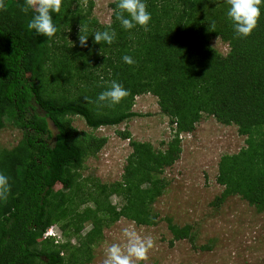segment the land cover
<instances>
[{"label":"trees","instance_id":"obj_1","mask_svg":"<svg viewBox=\"0 0 264 264\" xmlns=\"http://www.w3.org/2000/svg\"><path fill=\"white\" fill-rule=\"evenodd\" d=\"M23 2L4 0L0 9V129L9 120L23 133L13 148H0V170L11 184L0 202V264H90L105 229L122 218L156 225L152 206L167 189L164 171L181 158L182 135L209 116L246 138V146L220 158L217 181L225 189L215 203L239 195L264 212V7L252 34L238 38L223 0H147L149 31H123L112 15L116 41L100 45L89 36L81 47L80 28L91 35L107 25L94 16V0H63L51 42L26 30ZM216 39L228 45L226 54L213 46ZM124 55L136 63L124 64ZM111 80L129 95L115 108H98L96 97ZM146 94L169 118L171 140L156 149L119 132L132 147L122 180L90 185L78 172L103 142L88 143L71 118L92 129L117 126L138 116L135 100ZM114 194L124 199L121 207L111 203ZM87 222L92 227L81 234ZM54 225L66 241L45 236ZM170 228L174 240L192 239L189 225ZM72 234L77 244L68 243Z\"/></svg>","mask_w":264,"mask_h":264},{"label":"rangeland","instance_id":"obj_2","mask_svg":"<svg viewBox=\"0 0 264 264\" xmlns=\"http://www.w3.org/2000/svg\"><path fill=\"white\" fill-rule=\"evenodd\" d=\"M94 1V16L103 24L110 23L113 0ZM213 46L224 54L229 50L220 39L214 40ZM133 110L138 116L117 126L98 129L90 128L80 116L71 118L72 126L83 133L82 138H87L88 143L93 137L97 138L92 141L95 147L103 142L101 150L85 158L78 172L90 185H111L122 180L132 147L130 140L119 132L126 131L131 139L150 142L156 149L165 148L164 144L171 140L174 131L169 118L161 113L157 97L138 96ZM22 136V131L6 120V126L0 129V148H13ZM182 144L181 158L164 171L167 189L152 206L158 214V223L141 226L122 218L107 227L104 239L94 247L95 257L90 264H102L104 251L112 243H124L122 230L129 225L155 241L143 261L145 264H264V212L239 195L215 203L225 189L217 181L220 158L246 146V138L239 134L236 125L226 126L209 116L197 125L195 132L182 135ZM61 187L58 184L57 188ZM123 200L116 194L110 197L111 203L118 207ZM171 224L189 225L192 239L174 240ZM91 227V222H87L81 234ZM54 228L58 241H66L59 225ZM77 242V236L72 234L68 243Z\"/></svg>","mask_w":264,"mask_h":264},{"label":"clouds","instance_id":"obj_3","mask_svg":"<svg viewBox=\"0 0 264 264\" xmlns=\"http://www.w3.org/2000/svg\"><path fill=\"white\" fill-rule=\"evenodd\" d=\"M115 7L111 9L115 21L119 23L120 29L131 32L133 29L149 31L152 13L148 10L147 0H113ZM226 6V19L231 27L234 37L247 38L257 27L261 17V9L264 0H223ZM63 0H24L20 5V11L30 18L27 21L26 30L34 32L36 36H44L51 42L60 30L59 25L53 19L54 15H62ZM5 7L4 0H0V9ZM215 30V22L210 24ZM89 36L94 38V43L111 46L117 39V31L112 28L111 23L104 30H95L88 34L86 27L80 28L79 43L86 47ZM122 61L127 65L136 62L130 55L122 56ZM95 100L98 108H115L129 95V90L116 80H111L103 85ZM11 193L10 177L0 170V202L6 201ZM54 226L50 227L45 236L57 237ZM126 241L122 244L112 243L104 251L102 264H141L148 258V253L155 246L152 236L138 234L132 225L122 230Z\"/></svg>","mask_w":264,"mask_h":264}]
</instances>
